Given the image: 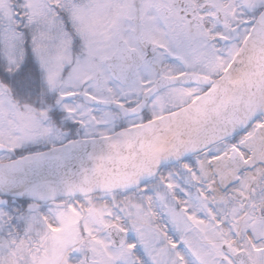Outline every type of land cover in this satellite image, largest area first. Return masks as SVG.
<instances>
[{
  "label": "snow or ice",
  "instance_id": "6c2138e0",
  "mask_svg": "<svg viewBox=\"0 0 264 264\" xmlns=\"http://www.w3.org/2000/svg\"><path fill=\"white\" fill-rule=\"evenodd\" d=\"M0 264H264V0H0Z\"/></svg>",
  "mask_w": 264,
  "mask_h": 264
}]
</instances>
